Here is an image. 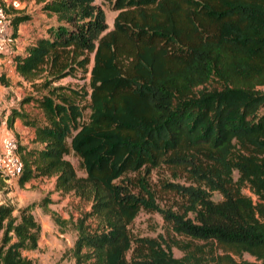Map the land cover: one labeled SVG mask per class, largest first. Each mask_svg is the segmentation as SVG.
Masks as SVG:
<instances>
[{
  "label": "trees",
  "instance_id": "obj_1",
  "mask_svg": "<svg viewBox=\"0 0 264 264\" xmlns=\"http://www.w3.org/2000/svg\"><path fill=\"white\" fill-rule=\"evenodd\" d=\"M33 1L46 20L11 58L23 80H43L18 102L40 115L11 108L7 122L34 129L35 145L17 147L20 186L53 177V190L90 203L74 223L73 264H264V0H102L115 11L111 28L95 0ZM7 10L12 40L30 17ZM78 73H88L87 85L53 84ZM0 84L9 85L2 73ZM159 167L188 182L162 185L187 198L182 211L159 207L150 183ZM232 167L257 202L240 192ZM30 208L16 216L0 203V264H34L22 254L40 233ZM141 209L219 251L175 257L135 239L127 259L128 225Z\"/></svg>",
  "mask_w": 264,
  "mask_h": 264
},
{
  "label": "rangeland",
  "instance_id": "obj_2",
  "mask_svg": "<svg viewBox=\"0 0 264 264\" xmlns=\"http://www.w3.org/2000/svg\"><path fill=\"white\" fill-rule=\"evenodd\" d=\"M21 6L17 9H25L28 0H19ZM99 3L105 13L108 28L112 27V20L115 15L107 2L95 0ZM22 7V8H21ZM31 10V9H29ZM11 44V43H10ZM78 73L76 77L67 76L58 81L56 84H78L87 85L88 73L81 76ZM43 80H36L29 84L31 88L26 95L38 94L42 90ZM264 90V87H260ZM88 110L84 111L85 118ZM68 142V140H67ZM236 153H231L228 157L229 161H235ZM66 158L75 167L79 176L84 175V170L79 166V160L72 150L66 155ZM231 178L236 182V186L240 192L248 197L253 203L258 199L252 188L240 178V173L236 168L231 169ZM150 183L157 193V203L160 208H169L173 211H182L183 206L188 202L185 196H181L174 191H164L163 184L178 183L187 184L188 182L180 174H173L165 167H159L150 174ZM9 187V186H7ZM10 195L0 194V203L6 202L14 207L13 214L18 216L21 208L30 205L31 212L40 226V233L37 247L32 250L23 251L22 254L29 258L34 264H73L71 248L76 239L77 232L74 228L75 221L89 209V202L80 200L73 194H62L53 190V178L33 179L20 186L17 182L10 186ZM16 191V192H13ZM46 198L44 201L43 199ZM222 196L214 191L211 199L219 201ZM41 202H47L45 207L41 206ZM199 206V205H197ZM192 216V212H188ZM129 238L131 240L130 249L126 252V258L129 259L138 251L136 249L135 239H151L158 242L162 248L170 247V252L175 257H181L186 250H192L195 255L211 256L219 250L213 244H204L192 242L175 235L170 226L163 220L162 214L158 211H147L141 209L132 222L128 225ZM244 258L253 260L248 254L243 255Z\"/></svg>",
  "mask_w": 264,
  "mask_h": 264
},
{
  "label": "crops",
  "instance_id": "obj_3",
  "mask_svg": "<svg viewBox=\"0 0 264 264\" xmlns=\"http://www.w3.org/2000/svg\"><path fill=\"white\" fill-rule=\"evenodd\" d=\"M20 6L21 2L19 1V7ZM17 8H14V10L19 13H27L29 14L30 18L18 25L16 37L11 40V44L7 50L3 54H0V72L2 73L3 78L9 82V85L7 86L0 84V147L2 138L6 136L16 137L19 145H24L27 147H32L35 145L33 143V127L24 125L18 117L13 118L11 125H8L7 117L11 108L23 110L30 115L39 114L38 110L32 105H18L19 100L24 97L26 93H29L31 89L29 84L31 82L23 80V78L17 74L14 69V63L11 58V54L13 52L22 51L23 45L28 42L29 38L38 34V31L43 27V22L46 20V15L38 10L33 0L27 1V6L25 9L22 7V9ZM1 181L4 183V180H2L0 177V183ZM5 188H8L9 191L5 192L4 195H10L12 193V191H10V186L7 187L5 184L3 188L0 189V194L1 192L4 193L3 189Z\"/></svg>",
  "mask_w": 264,
  "mask_h": 264
},
{
  "label": "built area",
  "instance_id": "obj_4",
  "mask_svg": "<svg viewBox=\"0 0 264 264\" xmlns=\"http://www.w3.org/2000/svg\"><path fill=\"white\" fill-rule=\"evenodd\" d=\"M19 7L18 0H0V54H3L11 42L10 13L7 9ZM1 74V72H0ZM18 140L14 136H6L1 140L0 175L6 186L17 182L21 173V162L17 154Z\"/></svg>",
  "mask_w": 264,
  "mask_h": 264
}]
</instances>
